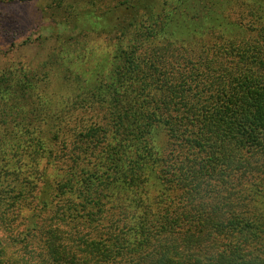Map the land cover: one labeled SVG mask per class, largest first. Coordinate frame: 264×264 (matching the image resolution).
Here are the masks:
<instances>
[{"label": "trees", "instance_id": "obj_1", "mask_svg": "<svg viewBox=\"0 0 264 264\" xmlns=\"http://www.w3.org/2000/svg\"><path fill=\"white\" fill-rule=\"evenodd\" d=\"M226 1L239 24L203 11L188 44L166 15L129 31L107 91L67 98L107 122L79 120L70 144L73 113L45 108L31 78H0V264H264V0ZM46 158L68 162L45 184L55 214L11 224Z\"/></svg>", "mask_w": 264, "mask_h": 264}, {"label": "rangeland", "instance_id": "obj_2", "mask_svg": "<svg viewBox=\"0 0 264 264\" xmlns=\"http://www.w3.org/2000/svg\"><path fill=\"white\" fill-rule=\"evenodd\" d=\"M192 3V0H0V78L11 71L26 80L31 78L29 83L34 85L36 100L45 108L62 107L73 113L61 124L64 130L58 137V141L70 144V134L79 120L85 122L80 124L100 128L107 122L94 110L81 113L80 102L71 104L72 100L67 98H76L82 89L96 94L107 91L115 55L125 47L133 28L159 27V19L166 15L167 30L175 32L174 41L188 44L192 32L204 30L199 25L203 11L215 14L210 19L214 28L224 29L227 19L239 24L235 21V9L226 0L198 1L197 11L191 8ZM202 42L201 39L197 43ZM40 124L52 134L49 119H42ZM49 148L58 150V143H49ZM39 166L43 177L34 189L33 203L21 211L11 208L10 214L14 215L9 220L11 224L16 222L20 226L21 220H47L48 213L55 214L57 194L47 193L45 184L60 182L68 162L43 159ZM21 171L22 177L29 174L27 166ZM34 242L39 244L37 240Z\"/></svg>", "mask_w": 264, "mask_h": 264}]
</instances>
